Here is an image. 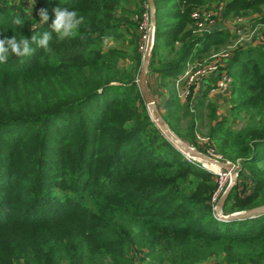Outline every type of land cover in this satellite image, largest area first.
I'll use <instances>...</instances> for the list:
<instances>
[{
	"label": "trees",
	"instance_id": "trees-1",
	"mask_svg": "<svg viewBox=\"0 0 264 264\" xmlns=\"http://www.w3.org/2000/svg\"><path fill=\"white\" fill-rule=\"evenodd\" d=\"M16 1L0 0V39L26 37L34 52L0 64V264H264V214L230 222L215 216L214 174L168 141L140 97L138 23L146 0H26L30 12ZM152 1L148 69L169 89L164 122L194 148L206 129L207 146L239 166L223 215L264 206V43L236 51L223 69L231 78L229 117L218 119L208 95L217 75L199 93L191 87L183 103L173 85L186 64L231 37L191 31L194 7L227 1V17L259 11L264 0ZM58 7L84 23L74 38L52 33L45 52L31 37L51 32ZM251 21L264 25V18ZM107 39L129 53L103 52ZM126 59L129 66L121 64ZM182 118L189 119L185 131Z\"/></svg>",
	"mask_w": 264,
	"mask_h": 264
},
{
	"label": "rangeland",
	"instance_id": "rangeland-1",
	"mask_svg": "<svg viewBox=\"0 0 264 264\" xmlns=\"http://www.w3.org/2000/svg\"><path fill=\"white\" fill-rule=\"evenodd\" d=\"M226 2L227 1H225L224 3H218L216 1H212V2H209V3L205 4V5H202L200 7L199 6L198 7H194V10L195 9L198 10V11L204 10L206 13L211 14V18H212V15L214 16L216 14V17H215L214 21H216V25L217 26L215 27V30H218V31L222 30V32L229 31L230 35H231V37L228 39L226 44L220 45L215 50H214V48H211L210 52L208 54L202 55L199 59H196L198 61L210 62L209 60L212 57V55H215V54L217 55L219 53H225V52L228 53L229 58H230L236 51L245 49L248 46H258V45L264 43V25L254 27V25L252 24L253 21H251L252 19L253 20H255V19L259 20V19L264 18V2L261 4V6H259L260 7L259 11L253 12V11L248 10V11H246L244 13H241V14H237V15L231 14L230 16L225 17L224 13H225V10H226V8H225L226 7ZM16 3L18 5L17 10L23 8L24 10L26 9L28 12H30L31 9H32L29 1L24 0L22 7L20 6V1L19 0L16 1ZM145 4H146V7L148 8L147 9L148 11L144 12L140 16V22L139 23H138L139 17L136 16V14H131L129 16L130 20L132 22L138 23V25L140 27V29H139L140 44L139 45H142V46L144 45V47L147 44L146 42H147V40L149 38V32H150V27H149L150 26V18H149V16H151V10H150V7L147 4V1H146ZM126 9L133 11L135 9V6L132 3L126 4ZM24 10H22V11H24ZM120 14H121V10L118 11L117 16H120ZM219 16H220V19H218ZM192 24H193V22L191 21V25L189 27L191 31L193 30ZM143 36H146L147 39H143ZM152 44H153V40H152ZM105 45L106 46H104L103 52H106V50H108V49H116L118 51H122V52L124 51L127 54L129 53V48L126 45H123L120 42H115L113 39H107L106 42H105ZM145 53H142V57H144ZM142 57H141V60H142ZM227 62H228V60H227ZM129 63L130 62L127 59L121 62V64H123L125 66H129ZM139 73H140V71H139ZM182 77H183V73L180 74L176 78L175 82H173L174 88L177 91V95L179 96L181 103L185 102V99H187L188 96H190L189 93H188L187 96L185 95V92H184L185 90L184 89H185L186 85L184 84V81H183ZM137 79H138V77H137ZM145 79L147 81V89H148L149 96H151V98H152V100H153V102H154V104L156 106L158 114H160L162 116V118H163V114H161V112L163 111L162 110V105L165 102V100H167V98L169 97L168 96L169 89L167 87L162 86V84L160 83L159 79H157V76L155 74L150 73L149 69H147V72H146V75H145ZM209 80L210 81H208V82L211 84L212 77ZM203 81L204 80H202V81L199 80L193 86L195 93H199L200 92V90L202 89L201 88V86H202L201 83ZM208 95H209L210 100H213L214 97H211V96H214V93L211 92ZM219 95H221V97H223L227 101V103L230 104V102H229L230 101L229 89L227 91H224L223 93H221ZM144 104L146 106L148 114H150L147 104L145 102H144ZM194 104L195 103H194V98H193V102H190V104H189V107H190L191 110H194V108H195ZM217 110H218L217 111L218 112V119L222 118L223 116L229 117V112H228L229 109L227 110V113H226L227 115L221 114V112H219V111H221L220 108H217ZM242 116H243V114H242ZM150 118H151L152 122L154 123L155 127L159 130V128L156 126L155 122L153 121V119L151 117V114H150ZM188 121H189L188 118H182L179 121V123H178L179 124V128L181 130L185 131L186 124H187ZM242 121H243V119L238 121L234 125V128L240 127L242 125ZM159 131H161V130H159ZM206 131H207L206 129H203L202 130L203 134L202 135L197 134V136H196V142H197L196 146L197 147H203L202 151H204V152L199 151L197 147H195V148L199 152H201L202 154L206 155L208 158H210L212 160L214 159L215 161H217L219 163L232 164V163H229V162L224 161L222 159V157L215 150L214 143H211L209 147L207 146L208 139L204 136ZM161 132L165 136L163 131H161ZM186 145H188V144H186ZM188 147L194 148V147H192L190 145H188ZM216 157H219V159L216 158ZM186 158L191 163H194L195 165H199L201 168H205L207 171H212V172H213V170L214 171H218V169H216L215 165L209 164V163H207L205 161L200 162L198 160H196V161L195 160H191L188 157H186ZM233 165L235 166V170H236V173H237V170H239V166L235 165V164H233ZM225 172L226 171H224V173ZM225 174L228 175L229 173L226 172ZM213 178H214V181L217 183V189H218L219 183H220L219 181H220V178H221V174L219 173L217 175H213ZM241 181H242L243 184L244 183L247 184V182H245L243 180H241ZM221 182H223V185H222L221 194H220L219 198L222 196V194L225 192L226 188L228 187V185L230 183V176L226 177V178H222ZM248 184H249V186L252 185V183H251V181L249 179H248ZM239 185H241V184H239ZM249 186H248V189H250ZM219 198H218V201L220 200ZM218 201L214 205L213 210L216 207ZM214 213H215V211H214ZM221 213H222V208H221ZM233 213H237V212H233ZM222 215H223V213H222ZM229 215H232V214H229ZM223 216H226V215H223ZM135 259L137 261L136 257H135ZM148 263H149V259L148 258H141L140 260H138L136 262V264H148ZM199 264H225V263L223 261H221L220 259L215 258V259H208V260H206V261H204L202 263H199Z\"/></svg>",
	"mask_w": 264,
	"mask_h": 264
},
{
	"label": "built area",
	"instance_id": "built-area-1",
	"mask_svg": "<svg viewBox=\"0 0 264 264\" xmlns=\"http://www.w3.org/2000/svg\"><path fill=\"white\" fill-rule=\"evenodd\" d=\"M222 16V15H221ZM216 17V14L211 18V14L206 13L204 10L198 11L193 10L191 14V20L193 22V32L195 34H204V33H210L211 31L215 30L216 21H214ZM151 18V16H149ZM203 18V19H202ZM220 19V16L218 17ZM143 39H147L146 36H143ZM260 41V40H259ZM147 43V42H146ZM142 50V51H141ZM147 50V44L140 47V51L142 53H145ZM229 58V55L227 52L225 53H219L212 55L210 58V62H202L198 60H193V62L186 64V67L183 71V81L185 86V95L187 96L189 93V90L191 87H193L197 81L202 79H211V77H215L217 75L218 79L216 82L215 88L211 90V92H220L223 93L224 91H227L229 89V85L231 82V78L226 75L225 72H223L224 67L226 66L227 60ZM192 64V65H191ZM210 92V93H211ZM219 159V157H216ZM221 158V157H220ZM233 165V164H232ZM234 166V165H233ZM235 167V166H234ZM214 175L221 174L220 183L218 189L214 192L212 196V204L213 206L218 201V198L221 194V189L223 182H221L222 178L229 177V174L226 175L224 171L218 169V171H209ZM224 173V174H223ZM215 210V208H214Z\"/></svg>",
	"mask_w": 264,
	"mask_h": 264
},
{
	"label": "clouds",
	"instance_id": "clouds-1",
	"mask_svg": "<svg viewBox=\"0 0 264 264\" xmlns=\"http://www.w3.org/2000/svg\"><path fill=\"white\" fill-rule=\"evenodd\" d=\"M55 19L50 25L51 32H44L42 38L38 39L36 36L31 37V42H35L38 48L44 49L45 52H50L49 41L52 38V33H55L59 40L65 38H74L78 34L79 27L84 23V17L77 15L75 10H67L56 8L54 9ZM42 22L47 21L48 15L46 10L41 9L38 13ZM14 24L21 25L22 20L17 18L14 20ZM34 52V49L30 47V41L24 37L17 41L15 36L12 38L5 37L0 39V64L7 61L10 54L16 57L29 56Z\"/></svg>",
	"mask_w": 264,
	"mask_h": 264
},
{
	"label": "water",
	"instance_id": "water-1",
	"mask_svg": "<svg viewBox=\"0 0 264 264\" xmlns=\"http://www.w3.org/2000/svg\"><path fill=\"white\" fill-rule=\"evenodd\" d=\"M148 6L150 7L151 10V18H150V32H149V38L147 40V50L146 54L144 57H142V64H141V69L140 73L138 75V89L140 96L143 97L144 102L147 104L149 107V101L152 100L151 96H149L148 89H147V81L145 79V75L149 66V58L151 56V52L153 49V44L152 40L154 39V31H155V20H156V10L154 9L153 1L152 0H146ZM172 132V131H171ZM173 133V132H172ZM174 134V133H173ZM178 138V137H177ZM180 139V138H179ZM180 141L183 143V147L185 148V152L183 149L181 150L186 157H188L191 160H198L200 162L205 161L209 164H215L218 169L226 171L229 173L230 176V183L228 187L226 188L225 192L222 194V196L219 198L220 200L218 201L216 207H215V216H217L220 220L230 222L232 220L236 219H246L249 217H255L260 214H264V206L261 207H256L253 209H249V211H244V212H237V213H232V215H227L223 216L221 213V208L223 207L224 203L227 200L228 195L230 194L233 186L236 184V178H237V173L235 170V167L232 164H227V163H219L215 161L214 159L208 158L206 155L202 154L199 152L196 148H190L188 145H186L181 139Z\"/></svg>",
	"mask_w": 264,
	"mask_h": 264
},
{
	"label": "bare ground",
	"instance_id": "bare-ground-1",
	"mask_svg": "<svg viewBox=\"0 0 264 264\" xmlns=\"http://www.w3.org/2000/svg\"><path fill=\"white\" fill-rule=\"evenodd\" d=\"M148 110H149V113L151 114V117H152L153 121L155 122L156 126L159 128V130L163 131V133L165 134V136L167 137V139L171 142V144L175 148L179 149L180 151L183 149V151L185 152V148L183 147V143L180 141L179 138L176 137L175 134H173L170 131V129L168 128L167 124L164 122L162 116L160 114H158L157 109H156V106H155L153 100H150L149 101ZM213 165H215V164H213ZM216 169H218L217 166H216Z\"/></svg>",
	"mask_w": 264,
	"mask_h": 264
},
{
	"label": "crops",
	"instance_id": "crops-1",
	"mask_svg": "<svg viewBox=\"0 0 264 264\" xmlns=\"http://www.w3.org/2000/svg\"><path fill=\"white\" fill-rule=\"evenodd\" d=\"M202 80H204L201 83L202 85H204L206 82L210 81V80H207V79H202ZM213 93H214V96H211V97H214L213 100L218 105V108L221 109V111H219V112H221V114H223V115L224 114L227 115L226 113H227V110L229 109V103H227V101L223 97H221V95H219V94H221L220 92H213Z\"/></svg>",
	"mask_w": 264,
	"mask_h": 264
}]
</instances>
